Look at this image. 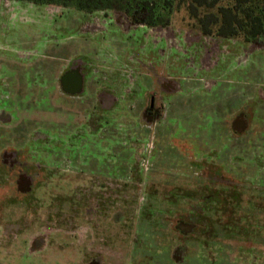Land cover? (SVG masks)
<instances>
[{
  "label": "rangeland",
  "instance_id": "1",
  "mask_svg": "<svg viewBox=\"0 0 264 264\" xmlns=\"http://www.w3.org/2000/svg\"><path fill=\"white\" fill-rule=\"evenodd\" d=\"M28 3L0 8V264L29 262L26 232L123 264H264V101L245 104L238 83L260 85L261 51L204 102L249 116L225 136L180 106L214 94L194 95L197 55L222 39L188 29L185 9L150 28ZM74 70L84 82L71 93L62 79Z\"/></svg>",
  "mask_w": 264,
  "mask_h": 264
},
{
  "label": "crops",
  "instance_id": "2",
  "mask_svg": "<svg viewBox=\"0 0 264 264\" xmlns=\"http://www.w3.org/2000/svg\"><path fill=\"white\" fill-rule=\"evenodd\" d=\"M14 2H21V3H28L23 1H16V0H0V8H10V6H13ZM29 4V3H28ZM205 36V35H204ZM203 36V37H204ZM206 37V36H205ZM208 37V36H207ZM226 39V40H222ZM222 39H216L211 38V43L213 46L211 48H205V53L200 52L199 55H201L204 58H201L199 55H197V65H196V71L195 74V84H196V92L194 95H196L198 92L205 93H214L211 96L206 97H200V98H188L183 102V104L180 106L183 109V112L186 113L185 115L187 117L195 118L196 123H202L206 124L208 122L209 125L214 126H222L224 128V134L225 136L230 135V126L232 125L234 129L236 130H244L246 128V125L249 123L247 120H249V116H247L245 113H242V115H236L235 113L232 115L228 111H226L225 115H222V111L225 107L222 109H215L211 104H206L204 102L210 103L212 98L216 94H222L226 95L228 94V89H232L229 85L234 84L235 82H227L226 74H230L232 72H240L242 71L244 75L248 72H250V68L253 66L252 56L255 55L256 51H261V61H258V68L253 66L255 68V71L258 70L259 72V79H260V85L255 86L256 88H252L250 84L246 82V79H243V81L238 82L241 84L242 87H249L248 91L244 92L243 100L244 103H251L253 99H256L257 97L260 100L264 101V44H251V43H245L239 39H228V38H222ZM207 41V38L206 40ZM223 41H232L229 46H227V52H223L224 49H219L216 46H219V43H224ZM208 42V41H207ZM236 43V44H235ZM240 45V48L238 49V53L235 51V46ZM252 45L254 46L252 48ZM253 49L254 52L250 54V50ZM209 56H212L211 59H208ZM220 59L221 63L219 62V68L217 69V65L212 62L213 58ZM223 57L225 60H223ZM241 62V64H240ZM199 63L203 66L204 70L199 71ZM209 63V65H207ZM236 64L238 66V70L236 69ZM242 66H240V65ZM207 65V66H206ZM217 70H223V73H218ZM98 72L96 75L100 73V75H103L102 71L97 70ZM72 74L76 75L78 79L81 80V87L76 91L80 92L83 88V78L81 76V73L77 70H74V72H71ZM200 73H203L204 76H200ZM102 78V76H100ZM102 81V80H101ZM237 84V83H236ZM240 88V87H239ZM72 89V87H71ZM241 89H238L240 92L241 97ZM80 90V91H79ZM236 90L234 89L232 92L234 93ZM183 93L185 96L187 94H190L188 92L184 93L181 89L180 94ZM235 94V93H234ZM195 101V107L193 110L188 111V108L192 109L190 107L189 100ZM189 102V103H188ZM204 105H207V109L204 108ZM262 107V101L259 105H257L256 109L254 111H257V108L261 110ZM238 109L244 110L243 108L239 107ZM264 109V108H263ZM220 110V113L217 112ZM216 111V113H215ZM233 111V110H232ZM237 111V110H236ZM202 112H206V114L209 116V120H205L202 116ZM252 119H254V114L250 115ZM256 117V116H255ZM41 236V233L38 234H28L27 232L23 235H21V244L22 246L23 242L26 241V244L28 245V248L30 249V256L29 262L26 264H43L42 260L43 258H46L45 253H58L57 257H53V264H123L122 262H113V261H107L106 259H103L102 257L92 256L91 253H93L96 249H99L97 253H100L101 250L99 247L94 246H77V245H57V244H45L43 243V240L39 238ZM42 242V243H41ZM6 249V245L0 244V255H3ZM5 255V254H4ZM182 264H193L192 262L183 261V262H177ZM195 264H199L197 261Z\"/></svg>",
  "mask_w": 264,
  "mask_h": 264
},
{
  "label": "trees",
  "instance_id": "3",
  "mask_svg": "<svg viewBox=\"0 0 264 264\" xmlns=\"http://www.w3.org/2000/svg\"><path fill=\"white\" fill-rule=\"evenodd\" d=\"M73 8L84 13L112 10L132 24L166 28L183 9L188 29L205 36L264 44V0H16ZM184 19L183 21H185Z\"/></svg>",
  "mask_w": 264,
  "mask_h": 264
},
{
  "label": "water",
  "instance_id": "4",
  "mask_svg": "<svg viewBox=\"0 0 264 264\" xmlns=\"http://www.w3.org/2000/svg\"><path fill=\"white\" fill-rule=\"evenodd\" d=\"M68 83V87L65 86V83ZM63 86L66 90H68L71 93H75L80 87H81V80L78 79V77L72 73H68L66 76L62 79ZM72 87V89H71ZM154 99L151 100V108L153 107Z\"/></svg>",
  "mask_w": 264,
  "mask_h": 264
}]
</instances>
